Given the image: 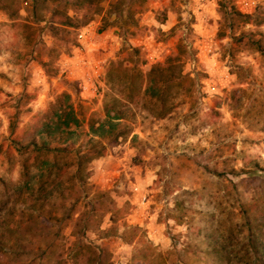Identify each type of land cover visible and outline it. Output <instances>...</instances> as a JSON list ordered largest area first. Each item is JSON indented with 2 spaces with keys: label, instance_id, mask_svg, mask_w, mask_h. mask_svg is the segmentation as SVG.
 <instances>
[{
  "label": "rangeland",
  "instance_id": "rangeland-1",
  "mask_svg": "<svg viewBox=\"0 0 264 264\" xmlns=\"http://www.w3.org/2000/svg\"><path fill=\"white\" fill-rule=\"evenodd\" d=\"M0 264H264V0H0Z\"/></svg>",
  "mask_w": 264,
  "mask_h": 264
},
{
  "label": "trees",
  "instance_id": "trees-1",
  "mask_svg": "<svg viewBox=\"0 0 264 264\" xmlns=\"http://www.w3.org/2000/svg\"><path fill=\"white\" fill-rule=\"evenodd\" d=\"M141 1H143V0H141ZM253 45L255 46V49L257 51H260V46H259L258 41H255L253 43ZM178 50H179V52L177 53V51H176V54L174 56H168L166 58V60H165L166 66L165 67H159V66L151 67L145 75H142L140 72L135 71L134 77L130 83H134L136 81L137 87L139 86L140 90L143 87L142 93L143 94L146 93L147 98L150 99V97H152V98L156 97L155 91H156V84L159 82L158 77H164V75H165L164 73L166 71L172 70V68L176 67L175 66L176 65L175 64L176 59L179 58V54L181 53L179 47H178ZM162 82L165 83V80H163ZM216 253L218 254L219 252H216Z\"/></svg>",
  "mask_w": 264,
  "mask_h": 264
},
{
  "label": "built area",
  "instance_id": "built-area-1",
  "mask_svg": "<svg viewBox=\"0 0 264 264\" xmlns=\"http://www.w3.org/2000/svg\"><path fill=\"white\" fill-rule=\"evenodd\" d=\"M85 33H86V30L83 29V30L81 31V33L78 34L77 38L79 39V41H82V40L85 39ZM137 189H138L137 187H134V188H133V191H134V192H137ZM143 199H144V197L141 198V200H143Z\"/></svg>",
  "mask_w": 264,
  "mask_h": 264
}]
</instances>
